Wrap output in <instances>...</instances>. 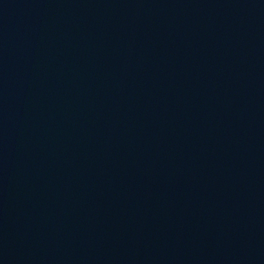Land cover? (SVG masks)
<instances>
[{"label":"water","instance_id":"obj_1","mask_svg":"<svg viewBox=\"0 0 264 264\" xmlns=\"http://www.w3.org/2000/svg\"><path fill=\"white\" fill-rule=\"evenodd\" d=\"M0 264H264V0H0Z\"/></svg>","mask_w":264,"mask_h":264}]
</instances>
